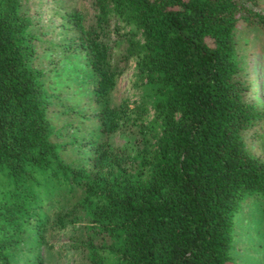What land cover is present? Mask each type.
Instances as JSON below:
<instances>
[{"label": "trees", "instance_id": "obj_1", "mask_svg": "<svg viewBox=\"0 0 264 264\" xmlns=\"http://www.w3.org/2000/svg\"><path fill=\"white\" fill-rule=\"evenodd\" d=\"M89 1L90 19L59 12L66 30L52 40L44 0H0V264H45L68 225L84 264H245L246 200L264 235V156L253 148L264 105L249 65L264 0ZM54 47L85 54L99 102L100 138L77 161L64 156L76 138H60L51 115L40 56ZM113 47L133 62L138 98L109 100ZM121 130L130 148L107 141Z\"/></svg>", "mask_w": 264, "mask_h": 264}, {"label": "rangeland", "instance_id": "obj_2", "mask_svg": "<svg viewBox=\"0 0 264 264\" xmlns=\"http://www.w3.org/2000/svg\"><path fill=\"white\" fill-rule=\"evenodd\" d=\"M42 1L29 0V5L31 8L38 7V4ZM44 1L41 18L43 22L53 26L52 32L50 34L46 33L52 40H58L66 30L65 27L61 26L62 24L60 25V11L65 12L69 8H78L87 19H90L93 12L89 0ZM255 32L253 28L248 37H245L252 39ZM112 50L113 61L117 62L121 72L109 94L110 102L118 103L125 97L138 98L141 90L137 89L134 84L133 62L120 60L119 48L113 47ZM40 57L41 64L46 71L47 85L56 100L51 115L59 128L60 138L67 140L76 138L77 147H75L76 145L68 146L64 150V156L70 161H77L82 151L90 148L87 142L88 139L94 136L98 140L101 135L99 120L96 115L99 102L91 85L92 72L86 64L83 52L69 51L64 53L59 47H54L43 50ZM249 65L255 78L254 93L264 105V39L261 48L251 51ZM130 139L131 135L128 134L127 130L118 131L107 137V141H110V145L113 147L130 148L132 146ZM253 148L257 153L264 156V136L253 140ZM236 218L237 226H239V233L236 237L239 246L237 250L241 252L239 258L245 264H253L255 261L261 263L264 259L263 224L260 214L258 215L256 211L254 200H246L240 211H238ZM72 232L71 225L55 231L56 234L52 236L53 245L47 248V261L45 264H84L82 251L73 249L69 245V237Z\"/></svg>", "mask_w": 264, "mask_h": 264}]
</instances>
